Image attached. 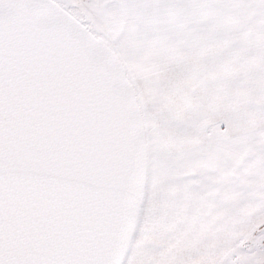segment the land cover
Listing matches in <instances>:
<instances>
[{
	"label": "snow or ice",
	"instance_id": "snow-or-ice-1",
	"mask_svg": "<svg viewBox=\"0 0 264 264\" xmlns=\"http://www.w3.org/2000/svg\"><path fill=\"white\" fill-rule=\"evenodd\" d=\"M0 264H264V0H0Z\"/></svg>",
	"mask_w": 264,
	"mask_h": 264
}]
</instances>
